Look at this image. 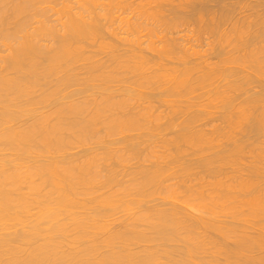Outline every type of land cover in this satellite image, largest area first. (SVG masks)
Returning <instances> with one entry per match:
<instances>
[{
	"label": "bare ground",
	"instance_id": "bare-ground-1",
	"mask_svg": "<svg viewBox=\"0 0 264 264\" xmlns=\"http://www.w3.org/2000/svg\"><path fill=\"white\" fill-rule=\"evenodd\" d=\"M261 136L264 0H0V264H264Z\"/></svg>",
	"mask_w": 264,
	"mask_h": 264
},
{
	"label": "rangeland",
	"instance_id": "rangeland-1",
	"mask_svg": "<svg viewBox=\"0 0 264 264\" xmlns=\"http://www.w3.org/2000/svg\"><path fill=\"white\" fill-rule=\"evenodd\" d=\"M256 85V84H255ZM257 86V85H256ZM256 86H254L253 85V88H254V90L256 91L257 90V87ZM256 88V89H255ZM217 114H215V116H216ZM214 118V117H213ZM218 120L217 119H215V122H217ZM219 122V121H218ZM204 127V126H203ZM206 128H207V125H206ZM209 128V127H208ZM262 137V136H261ZM263 138V140H264V136L262 137ZM261 138V139H262ZM258 140V141H256L257 142V144H258V146H259V144L260 143H262L263 142V140ZM260 141V142H259ZM264 144V143H263ZM188 153H190V151L188 152ZM248 156V158H249V155H247ZM251 156V155H250ZM193 157H195V156H193ZM188 158V157H187ZM190 159H192V156H191V158ZM251 228H252V230H251ZM249 232H254L253 230H255L253 227H250L249 229ZM256 231V230H255Z\"/></svg>",
	"mask_w": 264,
	"mask_h": 264
}]
</instances>
